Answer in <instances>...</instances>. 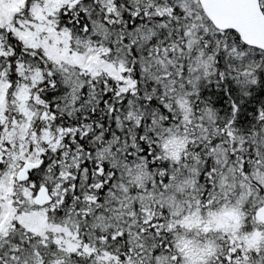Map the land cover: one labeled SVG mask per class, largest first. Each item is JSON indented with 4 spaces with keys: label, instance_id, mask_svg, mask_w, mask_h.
I'll return each mask as SVG.
<instances>
[{
    "label": "snow or ice",
    "instance_id": "1",
    "mask_svg": "<svg viewBox=\"0 0 264 264\" xmlns=\"http://www.w3.org/2000/svg\"><path fill=\"white\" fill-rule=\"evenodd\" d=\"M0 264H264V0H0Z\"/></svg>",
    "mask_w": 264,
    "mask_h": 264
}]
</instances>
